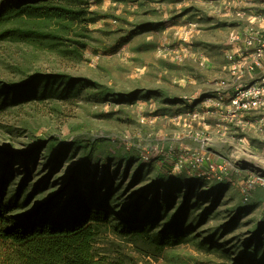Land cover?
I'll return each mask as SVG.
<instances>
[{"label":"rangeland","instance_id":"1","mask_svg":"<svg viewBox=\"0 0 264 264\" xmlns=\"http://www.w3.org/2000/svg\"><path fill=\"white\" fill-rule=\"evenodd\" d=\"M87 1L74 7L85 15L62 23L0 21V202L7 215L23 225L53 223L79 185L89 210L109 214L114 228L123 220L149 225L133 236L105 230L95 245L99 258L264 264V196L246 203L238 187L196 182L174 173V158L165 162V152L194 145L178 123V101L208 94L224 77L237 13L258 0ZM17 28L31 33L9 34ZM24 82L31 83L11 89ZM222 144L224 155L236 151ZM147 147L156 149L149 163L142 161ZM156 232L180 242L159 252L148 244Z\"/></svg>","mask_w":264,"mask_h":264},{"label":"built area","instance_id":"2","mask_svg":"<svg viewBox=\"0 0 264 264\" xmlns=\"http://www.w3.org/2000/svg\"><path fill=\"white\" fill-rule=\"evenodd\" d=\"M237 16L241 23L228 40L224 77H216L208 94L178 101V123L194 145L165 152V162L174 158V173L196 182L236 186L250 203L264 191V0L242 5ZM222 143L236 151L224 155L216 145L222 149ZM155 152L143 149L142 161L152 162Z\"/></svg>","mask_w":264,"mask_h":264},{"label":"trees","instance_id":"3","mask_svg":"<svg viewBox=\"0 0 264 264\" xmlns=\"http://www.w3.org/2000/svg\"><path fill=\"white\" fill-rule=\"evenodd\" d=\"M80 5L86 6L88 1L18 0L17 4L4 1L0 5V21L19 20L25 17L33 20L32 18L45 16L62 23L72 19L73 15L76 17L85 15L86 8L80 7L77 12L74 9ZM28 33H31L28 29L18 28L9 32L19 37L27 36ZM29 83L15 84L11 89ZM65 202L68 206L59 210V219L54 220L53 223L44 219L26 225L15 223L0 202V264H128L119 257H97L94 252L95 245L104 231L110 227L121 235L133 236L143 234L149 225L123 220L114 228L109 214L102 211L94 213L89 210L79 185ZM68 207L71 215L63 219ZM176 224L177 222L171 226ZM179 242L180 235L156 232L149 236L148 244L162 252L166 247L175 246Z\"/></svg>","mask_w":264,"mask_h":264},{"label":"crops","instance_id":"4","mask_svg":"<svg viewBox=\"0 0 264 264\" xmlns=\"http://www.w3.org/2000/svg\"><path fill=\"white\" fill-rule=\"evenodd\" d=\"M216 145H217V147L221 150V146H220V144H216ZM256 195H257V196L260 195V197H261V196H264V191L259 190L258 193H257Z\"/></svg>","mask_w":264,"mask_h":264}]
</instances>
